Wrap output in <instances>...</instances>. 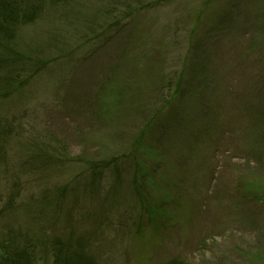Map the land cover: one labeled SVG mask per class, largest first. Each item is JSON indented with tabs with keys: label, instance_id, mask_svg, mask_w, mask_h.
I'll return each instance as SVG.
<instances>
[{
	"label": "rangeland",
	"instance_id": "1",
	"mask_svg": "<svg viewBox=\"0 0 264 264\" xmlns=\"http://www.w3.org/2000/svg\"><path fill=\"white\" fill-rule=\"evenodd\" d=\"M49 11L14 30L18 54L49 59L0 99V241L73 235L96 264H264V0ZM102 90L123 102L98 118ZM111 157L117 175L84 168Z\"/></svg>",
	"mask_w": 264,
	"mask_h": 264
},
{
	"label": "trees",
	"instance_id": "2",
	"mask_svg": "<svg viewBox=\"0 0 264 264\" xmlns=\"http://www.w3.org/2000/svg\"><path fill=\"white\" fill-rule=\"evenodd\" d=\"M72 1L73 0H0V99L8 97L9 90L12 91L13 89L14 82L22 84L28 79L23 75L32 74L34 76L42 72L44 65L47 63L46 60L49 59V57L42 59L39 56L40 54L31 50H27L28 53H24V55L18 54L17 47L19 45H16L17 41L14 42V30L18 29V27L22 25L21 23L26 25L43 19L47 13H50V8L58 5L65 6V4L71 3ZM120 18L123 19L122 17ZM104 26H100L93 31H89L90 29L87 30L82 37L80 35V40L90 36L99 37L106 32L105 29L109 30L114 25L108 24L105 28ZM64 50L63 52H67L69 47H66ZM66 54L68 55V52ZM114 90L127 92L125 88ZM96 97H100L101 102H98ZM96 97V103L94 105L92 104V109H94L93 111L98 118L101 112L108 108V106L113 104V108L119 109L121 107L120 102H123L120 95H114L109 101H107V99L104 100V90L98 93ZM92 105L90 106L92 107ZM10 133L9 126L0 122V137H7ZM138 135H141V132H139ZM135 144L136 142L134 141V144L129 146L127 152L132 153ZM59 153L62 155L61 151ZM126 155L127 153H124L121 157L125 158ZM116 161L115 157L107 159H90L84 162V168L94 175V179L96 175L105 168H110L111 171L114 170L115 172L112 171L113 174L115 173V175H117L116 167H114ZM134 161L137 162L135 159ZM133 186V192L140 199V195L142 194L140 188L143 184H137L133 181ZM112 190L109 191L110 194L113 193ZM10 197L11 199L13 198V196ZM143 207L144 206L141 204V208ZM147 208L153 210L152 208ZM44 211L45 210H43V212ZM89 251L88 247H85L79 238L74 239L73 235L71 238L64 241L63 237L60 235H56L52 239L50 237L38 238L27 233L20 234L12 228H9L6 237L0 241V264H96L89 254ZM170 264L180 263L173 260Z\"/></svg>",
	"mask_w": 264,
	"mask_h": 264
}]
</instances>
